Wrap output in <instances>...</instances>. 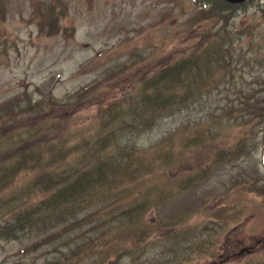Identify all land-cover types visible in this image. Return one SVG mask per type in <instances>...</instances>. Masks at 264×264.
Listing matches in <instances>:
<instances>
[{
  "label": "rangeland",
  "instance_id": "374dc122",
  "mask_svg": "<svg viewBox=\"0 0 264 264\" xmlns=\"http://www.w3.org/2000/svg\"><path fill=\"white\" fill-rule=\"evenodd\" d=\"M221 1L216 0V7ZM194 2L0 0V124H5L1 128L13 124L15 129L9 131L17 135L43 127L45 124H39L43 117L38 115L41 106L28 108L25 98L35 104L49 93L61 106L60 111H54L59 117H49L54 142L41 137H33L32 141L44 146L79 147L75 142L82 136L83 143L90 139L86 135L97 128L102 107L111 101V96L121 90L126 92L138 71L155 70L181 52L191 53L189 44L196 43L194 32L210 31L209 42L225 41L224 47L232 42L234 59L229 70H237L239 85L264 77V0H252L240 7L231 3L220 16L209 19L205 18L210 5L203 7L198 6L200 1H196L198 5ZM49 15L56 18L52 23L47 21ZM94 79L96 84L78 95ZM214 85L213 82L210 87ZM234 97L226 84L211 100L217 105ZM211 100L213 123L220 126L223 115ZM177 121L178 118L164 120L142 134L137 145L140 151H146L142 154L145 162L158 155L155 149L146 148L172 131ZM182 135L174 137V152ZM247 145L242 157L222 166L215 164L204 182L164 201L157 207L159 212H147L143 219L155 223L153 233L135 251H126L108 263L112 254L109 249L119 247V242L98 249L91 245V258L85 261L83 256L89 249L79 244L82 229L75 226L61 233L52 246L54 242L49 237L53 231L41 225L20 232L14 239L0 240V264H50L56 258L57 264H264V200L240 187L243 178L255 173L262 176L260 183L264 182L257 140L249 138ZM68 154V161L76 163L74 151ZM159 167L152 164L147 171L139 172L143 176L139 181L142 191L146 190L149 173L159 169V177L169 174ZM181 171L175 165L172 174ZM26 180L23 173H14L10 186H21ZM233 184L237 187H231ZM43 196L32 192L29 200L33 203ZM197 197L204 201L215 198L209 211H196L201 202H192ZM10 199L8 189L0 193V205ZM190 207L195 211L176 221V215ZM3 221L0 218V224ZM95 231L100 233V229ZM57 233L55 230V236ZM106 236L108 232L104 231L102 238ZM243 248L244 252L237 253Z\"/></svg>",
  "mask_w": 264,
  "mask_h": 264
},
{
  "label": "trees",
  "instance_id": "16d2710c",
  "mask_svg": "<svg viewBox=\"0 0 264 264\" xmlns=\"http://www.w3.org/2000/svg\"><path fill=\"white\" fill-rule=\"evenodd\" d=\"M201 1L210 5L205 19L218 17L230 7L224 2L216 7V0ZM54 19L49 15L47 21L52 23ZM210 35V31L192 33L196 43L189 44L191 53L181 52L155 70L135 73L137 79L126 87L127 91L111 96V101L102 107L97 128L86 135L90 139L83 143L82 136L75 142L79 147L44 146L32 141L33 137H41L54 142L49 117H59L54 111H60L61 106L49 93L35 104L25 98L26 107L41 106L38 115L43 118L39 124L45 125L30 134L14 135L9 131L15 129L13 124L6 128L0 124V193L6 189L11 192L10 201L0 205V218L4 220L0 224V240L14 239L20 232L44 225L53 231L49 237L53 246L61 233L77 226L83 230L78 236L79 244L89 249L83 256L85 261L91 258L92 246L112 247L119 242V247L109 249V262L112 257L120 258L124 252L138 249L152 235L155 223L144 221L147 212L155 213L164 201L204 182L215 164L222 166L242 157L249 138L257 140L256 147L260 145L264 167V77L239 85L237 70H229L234 59L232 42L224 47L225 41L209 42ZM213 82L215 85L210 87ZM95 84L81 89L78 95ZM226 84L236 97L216 105L211 98ZM210 100L223 115L220 126L213 123ZM173 118L179 119L176 127L146 148L155 149L158 155L145 162L142 154L146 151H140L138 140L143 133ZM182 133L174 152V137ZM71 151L78 157L76 163L68 161ZM82 163L86 164L80 166ZM152 164L169 174L159 177V169L155 174L149 173L146 190L142 191L139 181L143 176L139 172L147 171ZM175 165L182 171L172 174ZM19 172L26 175V182L10 186L12 175ZM261 179L255 173L243 178L240 187L264 200ZM32 192L44 196L31 203ZM122 192L125 196H118ZM213 199L204 201L197 197L192 204L201 202L196 211H209ZM193 211L190 207L179 213L176 221ZM104 231L108 236L102 238ZM50 261L57 264V258Z\"/></svg>",
  "mask_w": 264,
  "mask_h": 264
},
{
  "label": "water",
  "instance_id": "95a60500",
  "mask_svg": "<svg viewBox=\"0 0 264 264\" xmlns=\"http://www.w3.org/2000/svg\"><path fill=\"white\" fill-rule=\"evenodd\" d=\"M224 1H228L230 3H240V2H243L245 0H224Z\"/></svg>",
  "mask_w": 264,
  "mask_h": 264
}]
</instances>
